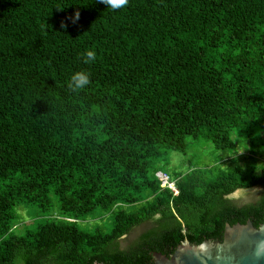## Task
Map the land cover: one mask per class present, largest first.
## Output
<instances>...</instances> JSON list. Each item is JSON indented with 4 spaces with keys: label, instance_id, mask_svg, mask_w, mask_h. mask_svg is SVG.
I'll return each mask as SVG.
<instances>
[{
    "label": "trees",
    "instance_id": "16d2710c",
    "mask_svg": "<svg viewBox=\"0 0 264 264\" xmlns=\"http://www.w3.org/2000/svg\"><path fill=\"white\" fill-rule=\"evenodd\" d=\"M263 220L264 0H0V264H152Z\"/></svg>",
    "mask_w": 264,
    "mask_h": 264
},
{
    "label": "water",
    "instance_id": "95a60500",
    "mask_svg": "<svg viewBox=\"0 0 264 264\" xmlns=\"http://www.w3.org/2000/svg\"><path fill=\"white\" fill-rule=\"evenodd\" d=\"M151 259L152 264H264V220L258 227L250 221L226 224L221 242L183 241L169 256L152 252Z\"/></svg>",
    "mask_w": 264,
    "mask_h": 264
},
{
    "label": "rangeland",
    "instance_id": "374dc122",
    "mask_svg": "<svg viewBox=\"0 0 264 264\" xmlns=\"http://www.w3.org/2000/svg\"><path fill=\"white\" fill-rule=\"evenodd\" d=\"M171 155L173 156V162H172V167H181L182 166V162L183 158H181L180 154L178 153H171ZM198 155L197 153L195 152H190L188 156H196L195 158V161H197L198 158ZM261 188L259 187H256V188H252V189H249V190H238L236 192H234L230 198L234 199L235 201L234 202H238V203H249V202H253L257 199V197L260 195L261 193ZM21 213V215H23V218L26 220V224H36V223H39L41 222L44 217L43 216H39L40 213H37L35 211L34 208H29V209H26V210H22L20 209L19 210ZM151 222H148V223H145V224H142V225H139L137 227H135L134 229H132L127 235H125L124 237H122L120 239V243H119V246L120 248L124 249L130 241H132L133 239H135L140 233H142L143 231H145L146 229L149 228Z\"/></svg>",
    "mask_w": 264,
    "mask_h": 264
},
{
    "label": "clouds",
    "instance_id": "9594fccd",
    "mask_svg": "<svg viewBox=\"0 0 264 264\" xmlns=\"http://www.w3.org/2000/svg\"><path fill=\"white\" fill-rule=\"evenodd\" d=\"M100 3L104 4L106 8L109 9H119L123 8L128 0H99ZM79 19V12L73 13V20ZM83 59L85 63H90L96 59L93 51H86L83 55ZM70 84L69 87L73 89H82L89 83L88 74L85 71H76L73 72L70 76Z\"/></svg>",
    "mask_w": 264,
    "mask_h": 264
},
{
    "label": "built area",
    "instance_id": "2783aa9c",
    "mask_svg": "<svg viewBox=\"0 0 264 264\" xmlns=\"http://www.w3.org/2000/svg\"><path fill=\"white\" fill-rule=\"evenodd\" d=\"M158 177L162 181V186H164L166 184V176L162 175L161 173H158ZM168 187L171 188L176 194V191L174 190L172 184H169Z\"/></svg>",
    "mask_w": 264,
    "mask_h": 264
},
{
    "label": "flooded vegetation",
    "instance_id": "af4514ba",
    "mask_svg": "<svg viewBox=\"0 0 264 264\" xmlns=\"http://www.w3.org/2000/svg\"><path fill=\"white\" fill-rule=\"evenodd\" d=\"M237 191H238V190H237ZM239 191H240V190H239ZM235 192H236V191H235ZM232 194H233V193H232ZM232 194H230L227 198L230 199V200H232V201H235L234 199L230 198ZM235 203H236V202H235ZM236 204L243 205V204H246V203H241V202L238 203V202H237ZM175 249H176V248H175ZM174 251H175V250H174Z\"/></svg>",
    "mask_w": 264,
    "mask_h": 264
}]
</instances>
